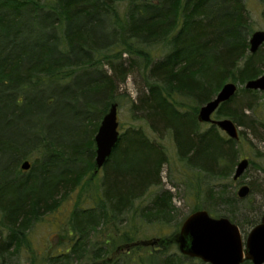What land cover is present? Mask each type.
I'll use <instances>...</instances> for the list:
<instances>
[{
    "label": "trees",
    "instance_id": "16d2710c",
    "mask_svg": "<svg viewBox=\"0 0 264 264\" xmlns=\"http://www.w3.org/2000/svg\"><path fill=\"white\" fill-rule=\"evenodd\" d=\"M248 22L243 0H0V264L19 249L25 232L56 208L57 198L77 187L92 183L97 199L91 196V206L72 211L67 228L76 236L74 245L53 264L84 259L93 231L115 219L128 226L127 215L146 221L148 209L164 212L159 195L141 211L135 207L162 184L166 163L163 147L141 126L119 133L110 157L93 173V138L115 103L117 87L130 75L141 80L131 102L133 119L159 138L169 132L178 159L205 179L229 178L237 142L199 123L197 115L228 81L263 74L264 44L249 53ZM239 96L246 104L231 110ZM258 96L237 91L214 115L243 126L238 115H254L253 103L264 107V93ZM24 161L28 171L20 169ZM207 189L191 214L209 209L214 218H226L209 208ZM233 203L234 198L227 205ZM228 220L238 226L234 216ZM118 231L116 226L120 245L112 248L117 240L108 231L106 247L95 250L94 258L132 243L128 232ZM175 231L145 247L144 264H204L179 253ZM171 246L178 253L167 254ZM107 260L113 264L118 258Z\"/></svg>",
    "mask_w": 264,
    "mask_h": 264
},
{
    "label": "rangeland",
    "instance_id": "374dc122",
    "mask_svg": "<svg viewBox=\"0 0 264 264\" xmlns=\"http://www.w3.org/2000/svg\"><path fill=\"white\" fill-rule=\"evenodd\" d=\"M243 1L248 12V23L252 28V33L264 31V3L261 0ZM262 75H264V71ZM229 82L237 86V91L244 90L246 83L244 80L228 81L227 83ZM139 88H141L139 76L137 74L128 76L125 82L117 87L115 103L112 104L116 105L119 133H122L128 127L141 126L148 138L163 147L166 163L163 165L161 173L162 184L151 187L144 197L135 202V207L138 211H141L143 207L150 205L155 196L159 195L164 201V212L153 207L147 211L150 213L146 216V218H150L149 220L142 221L139 216L133 215V217H130L127 215L129 218L128 226L125 219L122 222L121 219H115L107 226L97 228L91 235V247L85 258L74 260L71 257L68 264H107V258H110L111 262L118 258L113 264H144L143 260L149 253V248L146 249L141 246V242L149 244L156 238L169 237L173 232L176 233L175 230H179L181 224L191 214L192 206L203 201L207 188L211 192L206 198L209 208L215 210L218 217L222 216L229 219L234 216V221L238 224L243 240L246 239L250 230L260 222L264 214V107L253 103L256 107L254 115H251L248 111L244 112L245 116L238 115V119L243 126H236L239 134L236 143L238 152L236 163L238 164L242 160L248 161V166L242 176L237 180H233V171L229 178L208 179L206 177L205 179L201 174H198V171L190 169L178 159L169 132L162 131L159 138L157 135L150 133L144 121L133 119L130 111L131 102L136 98L137 92L140 91ZM258 93L260 96L261 92ZM258 97L253 98L257 100ZM244 103L245 96H239L234 103L235 105H231L229 108L233 110L235 106L236 108L241 107L242 110ZM257 103L260 104V100ZM212 118L214 120L218 118L229 119L215 115ZM99 178L97 177L94 183H98ZM243 186L249 188V194L244 199L238 200L236 194ZM95 188L90 183L83 190H79L77 187L57 198L56 208L46 213L25 232L19 249L5 264H53L58 260H63L62 255L70 251L76 239V236L70 235L67 228L72 211L76 208L91 206V198L97 199L96 194L94 195ZM233 198L237 203H233V208H231L227 204L228 200ZM230 208L233 209V212L229 211ZM204 211H207L214 218L209 209ZM124 217L126 218L125 215ZM116 226L119 228V233L128 232V235L132 238V243L122 242L126 244L122 245L120 250H115L113 254L106 253L98 259L94 258L95 254L93 252L95 250L98 251L99 248L106 247L104 237L108 231L117 240L112 248L120 245L119 237L114 234ZM154 248L152 247V249ZM129 249H131L130 252ZM172 252L178 253L175 246L167 249V254ZM49 258H54V260L49 262ZM187 264L192 263L187 262Z\"/></svg>",
    "mask_w": 264,
    "mask_h": 264
},
{
    "label": "water",
    "instance_id": "95a60500",
    "mask_svg": "<svg viewBox=\"0 0 264 264\" xmlns=\"http://www.w3.org/2000/svg\"><path fill=\"white\" fill-rule=\"evenodd\" d=\"M263 44L264 31L253 32L249 38V53H256ZM244 90L264 93V75L248 80ZM236 92L237 86L234 83L224 84L217 95L199 109L197 120L201 124L215 126L229 139L237 142L239 139L238 128L232 120H214L212 118L219 106L232 99ZM118 138L116 105L112 104L103 116L93 138L95 148L94 174L99 173L106 163L118 142ZM247 166V160L239 162L235 167L233 180L239 179ZM29 168L28 161H24L20 165L22 171H28ZM248 194L249 188L243 186L236 195L239 199H244ZM176 241L181 255L200 260L204 264H242L244 261L251 264H264V214L260 222L250 230L246 239L243 240L238 226L231 223L227 218H212L206 211L198 210L190 214L181 224ZM157 242L158 240H152L149 244L141 242L140 245L144 247L154 246ZM117 249L120 250L121 247Z\"/></svg>",
    "mask_w": 264,
    "mask_h": 264
}]
</instances>
